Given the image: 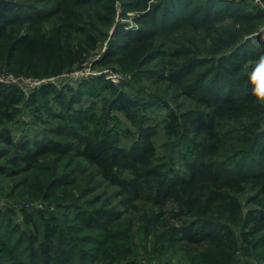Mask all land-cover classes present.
<instances>
[{
  "label": "trees",
  "instance_id": "obj_1",
  "mask_svg": "<svg viewBox=\"0 0 264 264\" xmlns=\"http://www.w3.org/2000/svg\"><path fill=\"white\" fill-rule=\"evenodd\" d=\"M221 1L158 0L143 14L149 29L128 32L115 24L95 63L116 62L129 70L133 63L121 53L127 41L148 32L166 34L202 12L194 22L204 32L202 46L170 54L174 59L164 61L166 72L152 73V91L141 92L142 97H131L114 82L96 77L61 88L44 84L27 100L34 120L47 127L15 135L10 126L19 121L24 98L17 87L0 82V140L12 149L9 163L29 171L47 168L41 162L50 156L68 158L74 166L49 169L47 186L72 185L84 164L106 184L95 201L59 203L62 217L22 208L20 221L13 222L6 214V238L0 235V245L6 244L15 257L0 264H138L130 257L137 254L135 233L153 252L180 244L189 264H236L243 245L264 250V106L249 97L242 74L248 70L245 61L264 51L259 44L264 9L249 0H224L225 9L217 12L224 11L232 26L220 30L210 21L213 6ZM39 2L0 0V61L1 43L23 22L54 28L44 34L52 33L47 42L22 32L7 45L9 55L15 41L19 54L10 65L20 63L21 71L33 75L78 62L108 34L113 0H58L47 8ZM130 3L146 5V0ZM175 92L180 93L175 97ZM54 93L67 94L56 107L47 101ZM180 96L186 99L177 103ZM158 109L163 110L161 119L152 121L149 112ZM43 111L52 123L40 119ZM119 112L134 128L120 122ZM161 130L166 149L159 154L155 140ZM228 142L232 146L224 151ZM0 171L10 169L0 165ZM242 194L248 207L238 198ZM144 198L149 205L135 216L136 202ZM131 208L135 217L127 215ZM151 232L153 242L147 239ZM204 244L218 250L190 251Z\"/></svg>",
  "mask_w": 264,
  "mask_h": 264
},
{
  "label": "rangeland",
  "instance_id": "obj_2",
  "mask_svg": "<svg viewBox=\"0 0 264 264\" xmlns=\"http://www.w3.org/2000/svg\"><path fill=\"white\" fill-rule=\"evenodd\" d=\"M39 1L41 2H39L38 5L46 8L55 6L58 2V0ZM131 1L132 0H113L112 5L114 6V12L112 14L111 26L108 29V34L97 43L94 50L89 53L85 52V55L81 57L78 62L66 64L62 70H59L58 72H49L44 75L25 73L19 69L18 64L20 63L10 65L11 59H13L14 56L17 58L19 55L15 50L17 49L15 41L13 43L14 52L13 50H10L8 55L6 48L11 39L16 36L17 33L22 32H28L30 34L34 33L37 39H44V41L47 42L48 40L45 38L51 37L50 35L52 33H50L48 37L44 34L53 31L54 28L45 22L37 23L33 26H28L29 23L27 22L14 25L15 30H12L9 34L10 40L6 41L5 39L1 43L2 59L0 61V82L17 87L24 98V101L20 106V114H18L19 121L10 126L12 127V131H15V135H17L16 133H20V131L25 128L31 131L37 128L47 127L42 121L34 120L30 103L27 100L29 94L41 85L51 83L54 86L61 88L62 85L65 84L75 85L81 80L96 77L97 81H100L98 78H102L103 80L114 82L131 97H134V95L142 97L141 92L152 91L151 79H154L151 76L152 73H157L159 71L162 72L165 67H169L164 61L171 58L174 59V56H170V54H187L188 52H192L196 46H202V42L205 40V36L203 34L204 32L203 30L194 27L195 20L201 18L202 12H200L199 14L186 19L179 27L167 31L166 34L161 33L154 35L148 32L141 34L140 36H136L135 42L127 41L126 45L121 48V53L125 55L126 62L128 61L133 63L129 70H124L116 62L105 64L95 63L100 59V56L105 50L108 40L110 39L111 30L115 24L120 25L124 31L128 32H134L139 28L147 30L151 27L146 23L145 18H143V14L147 11L150 4L156 3L158 0H146V5L130 3ZM194 1L196 4L200 3V0ZM223 1L224 0L219 3L217 2V4L213 6L212 11L214 13L210 21L211 25L220 30L222 28L232 26L231 19L227 17L224 11V14L222 12H217L225 9L223 7ZM254 4L264 9V0H258V3ZM210 7H212V5ZM98 11L105 15L108 13L107 10L102 8H99ZM96 21L101 23L99 18H96ZM92 31L96 32L94 30ZM12 53H14L13 56H11ZM163 72H166V70ZM136 78L139 79L136 80ZM179 93L180 92H175L174 96L176 97ZM64 95L67 94L62 93L61 97H57L55 93L50 94L47 97L48 105L56 107L58 105V101L64 98ZM165 96L168 97L167 94H165ZM184 99H186L185 96H180L177 103H182ZM153 111L154 110H151L149 112V115L152 116V121H154V119L155 121L161 119L162 112L160 111L163 110L158 109L155 113ZM45 113L46 112L43 111V113H41L42 116L38 117H40V119H48L47 121L52 123L53 120H50V117L45 115ZM118 116L120 117V122L127 126L130 125L128 119L125 118L121 112L118 113ZM130 127L134 128L131 125ZM165 139L166 137L161 130L155 140L159 154L164 153V149H166L164 145L162 146ZM229 142L225 146L224 151L232 146V143ZM176 145H178V142ZM11 150L12 149L8 145L0 140V165L5 168L7 166V169H10V171H0V235H4V238H6V214L9 213L12 215L13 222L20 221L22 217L20 210L22 208L28 209L34 213L36 210H42L47 214L60 217L63 209L59 206V203L72 202L74 199L75 201L81 203H84L85 201H95V198L102 194L104 188L106 187L105 182H102L98 176L88 170L86 164L79 166L82 169L81 172L78 170L75 171L77 173V176L75 177L77 181L75 180L72 185L67 187L64 186L65 188L49 187V185L47 186L48 180L51 176V174L49 175V169H53L55 166H58L57 171H60L61 169L67 170L74 166V164H69L72 160H67V158L62 161L58 160L57 156H50L41 162V165H47V168L41 166L34 170L22 171L17 164H12L7 161V158L13 153ZM112 188L113 187L109 189ZM238 198L244 207L249 206L246 202L247 198L245 194L239 195ZM136 203L139 206V212L134 211L133 213L135 216L140 214L141 211H144V208H147L149 200L144 198L138 200ZM95 204L97 203L95 202ZM6 209H10V211H6ZM132 211L133 210L131 208L130 211L127 212V215L135 217L130 214ZM139 222V219L134 221V231ZM152 234L153 233L151 232L147 239L153 242L154 237ZM8 235H11V232H9ZM133 235L134 244H132V247L135 246L134 248L137 254H133L130 257L136 260L138 264H189L182 255L180 244L177 243L174 246H168V244H165L167 248L164 249V251L161 250L153 252L152 247H149L148 244L146 247L143 244L144 241H141L140 237L137 236L136 233ZM118 241L119 240H116L117 245L120 243ZM7 243L9 244V242ZM4 246L6 248V244L0 245V262L2 263H6V261L10 262L11 260L9 259H14L15 257L12 253L9 254L8 250L5 249ZM243 247L244 245L242 247L238 246L239 249L236 254L238 262L236 264H264V257L261 253L264 250L262 248L252 250L251 248L244 249ZM217 250V245L214 246L213 244L209 247L208 244H204L198 246L194 250L191 249L190 251H197L198 253L209 252L211 254Z\"/></svg>",
  "mask_w": 264,
  "mask_h": 264
},
{
  "label": "clouds",
  "instance_id": "obj_3",
  "mask_svg": "<svg viewBox=\"0 0 264 264\" xmlns=\"http://www.w3.org/2000/svg\"><path fill=\"white\" fill-rule=\"evenodd\" d=\"M239 3V0H233ZM259 44L264 48V35H259ZM248 69L242 74L246 77L245 84L249 97L256 105L264 106V51L255 58L245 61Z\"/></svg>",
  "mask_w": 264,
  "mask_h": 264
},
{
  "label": "built area",
  "instance_id": "obj_4",
  "mask_svg": "<svg viewBox=\"0 0 264 264\" xmlns=\"http://www.w3.org/2000/svg\"><path fill=\"white\" fill-rule=\"evenodd\" d=\"M249 1H251V2H253V3H258V0H249ZM264 8V7H263Z\"/></svg>",
  "mask_w": 264,
  "mask_h": 264
}]
</instances>
